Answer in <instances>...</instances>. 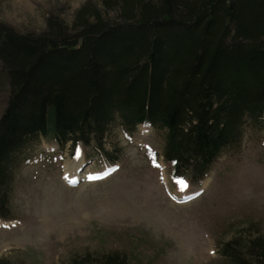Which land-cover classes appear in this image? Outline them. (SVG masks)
<instances>
[{"label": "trees", "instance_id": "1", "mask_svg": "<svg viewBox=\"0 0 264 264\" xmlns=\"http://www.w3.org/2000/svg\"><path fill=\"white\" fill-rule=\"evenodd\" d=\"M112 19L80 10L73 27L41 32L0 23L8 100L0 114V218L26 147L81 143L106 160L111 128L163 134L175 179L201 182L222 151L264 114V0H102ZM116 149L117 147H114ZM219 264H264V234L220 243ZM0 264H10L1 258ZM72 264H129L113 250Z\"/></svg>", "mask_w": 264, "mask_h": 264}, {"label": "rangeland", "instance_id": "2", "mask_svg": "<svg viewBox=\"0 0 264 264\" xmlns=\"http://www.w3.org/2000/svg\"><path fill=\"white\" fill-rule=\"evenodd\" d=\"M92 9L115 17L102 0H0V23L37 33L54 18L71 28L80 10L91 17ZM9 90L0 64V114ZM258 124L198 184L172 177L163 134L151 126L111 128L103 146L115 161L81 144L32 141L12 186L10 217L0 218V259L72 264L118 250L129 264H219L221 242L264 234V114Z\"/></svg>", "mask_w": 264, "mask_h": 264}]
</instances>
